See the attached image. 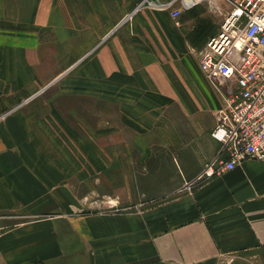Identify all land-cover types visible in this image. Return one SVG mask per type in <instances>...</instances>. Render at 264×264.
Masks as SVG:
<instances>
[{"label":"crops","instance_id":"1","mask_svg":"<svg viewBox=\"0 0 264 264\" xmlns=\"http://www.w3.org/2000/svg\"><path fill=\"white\" fill-rule=\"evenodd\" d=\"M138 5L0 0V264H264V160L202 174L222 15Z\"/></svg>","mask_w":264,"mask_h":264},{"label":"built area","instance_id":"2","mask_svg":"<svg viewBox=\"0 0 264 264\" xmlns=\"http://www.w3.org/2000/svg\"><path fill=\"white\" fill-rule=\"evenodd\" d=\"M201 2L222 15L197 54L205 77L222 81L226 91L211 131L221 148L202 168L214 177L246 158L264 160V0H139L138 6L168 9L177 18Z\"/></svg>","mask_w":264,"mask_h":264},{"label":"rangeland","instance_id":"3","mask_svg":"<svg viewBox=\"0 0 264 264\" xmlns=\"http://www.w3.org/2000/svg\"><path fill=\"white\" fill-rule=\"evenodd\" d=\"M216 22V23H214ZM203 23V22H202ZM212 23L215 24V30L216 28L218 27L219 23H220V18L216 15V14H209V15H206V20H205V23L202 24V30L206 29L208 26H210ZM200 29V30H201ZM194 31V30H193Z\"/></svg>","mask_w":264,"mask_h":264}]
</instances>
